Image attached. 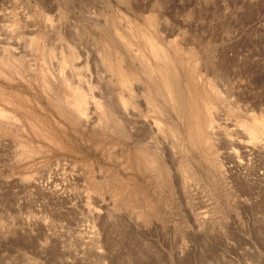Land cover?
<instances>
[{
  "label": "rangeland",
  "instance_id": "374dc122",
  "mask_svg": "<svg viewBox=\"0 0 264 264\" xmlns=\"http://www.w3.org/2000/svg\"><path fill=\"white\" fill-rule=\"evenodd\" d=\"M0 264H264V0H0Z\"/></svg>",
  "mask_w": 264,
  "mask_h": 264
},
{
  "label": "bare ground",
  "instance_id": "6f19581e",
  "mask_svg": "<svg viewBox=\"0 0 264 264\" xmlns=\"http://www.w3.org/2000/svg\"><path fill=\"white\" fill-rule=\"evenodd\" d=\"M77 26H79V25H77ZM150 45H151V49H152V52H153V54H154V56L156 57V58H159V59H162V60H166L167 58L165 57V53L162 51L163 49L162 48H159V47H157V45H156V43H154L153 41H151L150 42ZM81 54V53H80ZM79 55V54H78ZM74 56H75V54H74ZM76 57V56H75ZM74 57V58H75ZM52 58V57H51ZM77 58V57H76ZM86 59V58H85ZM92 95V94H91ZM3 109V108H2ZM7 113V112H6ZM2 114V113H1ZM9 114V113H8ZM4 116V115H3ZM8 116V115H7ZM14 116V115H13ZM14 117H16V116H14ZM5 118H6V116H5ZM9 118H10V116H9ZM17 118V117H16Z\"/></svg>",
  "mask_w": 264,
  "mask_h": 264
}]
</instances>
